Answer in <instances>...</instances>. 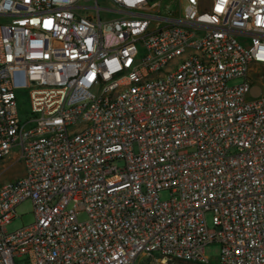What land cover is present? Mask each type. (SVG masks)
Segmentation results:
<instances>
[{"label": "built area", "instance_id": "2783aa9c", "mask_svg": "<svg viewBox=\"0 0 264 264\" xmlns=\"http://www.w3.org/2000/svg\"><path fill=\"white\" fill-rule=\"evenodd\" d=\"M106 1L0 0V264H264V0Z\"/></svg>", "mask_w": 264, "mask_h": 264}, {"label": "rangeland", "instance_id": "374dc122", "mask_svg": "<svg viewBox=\"0 0 264 264\" xmlns=\"http://www.w3.org/2000/svg\"><path fill=\"white\" fill-rule=\"evenodd\" d=\"M160 9L162 11L166 10H176L178 8V0H160ZM99 3L102 6H109L106 0H99ZM91 3H87L90 5ZM119 17L117 14H109L106 18H116ZM102 19H105V16L102 15ZM264 72V69H263ZM254 80H256V87L261 90V95L264 96V74L260 76L257 74H252ZM242 83L241 79H235L229 82V85H238ZM18 100V110L22 119H27L30 116V103L26 91H21L17 95ZM18 151L14 150L13 156L6 159L4 162H0V185L14 181L24 174V166L22 162L18 161L17 157ZM161 200H168L170 198V193L163 191L159 194ZM17 218L8 225L7 230L9 233L15 232L23 227L29 226L34 223V213H33V204L31 201H26L19 205L16 209ZM81 221L86 219V216L83 214L79 218ZM206 220L208 227L212 229L213 226V214L208 213L206 215ZM220 246L216 243L211 244L206 247L205 255L211 260L212 263L218 262ZM139 264H166L162 260L157 259H142Z\"/></svg>", "mask_w": 264, "mask_h": 264}, {"label": "trees", "instance_id": "16d2710c", "mask_svg": "<svg viewBox=\"0 0 264 264\" xmlns=\"http://www.w3.org/2000/svg\"><path fill=\"white\" fill-rule=\"evenodd\" d=\"M157 1H159V0H148V2L150 4H153V3L157 2ZM168 264H201V263H184L182 261H173V262H168ZM210 264H216V263H210Z\"/></svg>", "mask_w": 264, "mask_h": 264}, {"label": "crops", "instance_id": "0c3cea01", "mask_svg": "<svg viewBox=\"0 0 264 264\" xmlns=\"http://www.w3.org/2000/svg\"><path fill=\"white\" fill-rule=\"evenodd\" d=\"M24 175V174H23Z\"/></svg>", "mask_w": 264, "mask_h": 264}]
</instances>
